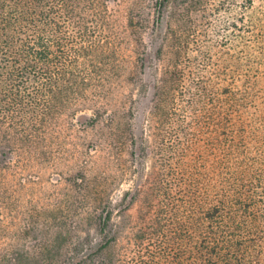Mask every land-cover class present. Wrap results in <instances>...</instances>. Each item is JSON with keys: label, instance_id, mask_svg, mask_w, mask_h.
I'll use <instances>...</instances> for the list:
<instances>
[{"label": "rangeland", "instance_id": "1", "mask_svg": "<svg viewBox=\"0 0 264 264\" xmlns=\"http://www.w3.org/2000/svg\"><path fill=\"white\" fill-rule=\"evenodd\" d=\"M223 1L233 10L242 0ZM184 2L106 0V21L89 19L88 39L66 25L71 45H99L104 55L87 64L68 52L85 91L48 118L35 145L11 154L1 175L0 264H187L189 250L213 236L214 228H189L192 208L178 188L187 166L215 162L210 76L231 53L239 14L219 11V0ZM254 193L259 228H224L219 241L264 264V192ZM103 210L112 212L105 237Z\"/></svg>", "mask_w": 264, "mask_h": 264}, {"label": "trees", "instance_id": "2", "mask_svg": "<svg viewBox=\"0 0 264 264\" xmlns=\"http://www.w3.org/2000/svg\"><path fill=\"white\" fill-rule=\"evenodd\" d=\"M95 1L98 7L90 0H0V197L6 194L1 175L9 168L11 154L35 145L32 136L46 129L48 118L67 107L76 90L85 91L78 65L68 64V52L74 50L88 59L87 64L104 55L99 45H71L66 34V25L73 22L88 39L89 19L106 21V0ZM203 1L184 3L196 9ZM219 2V11L233 16L237 11L239 16L232 22L231 53L219 58L220 72L210 76L215 82L209 85L216 87V97H209L210 118L218 123L215 162L200 169L195 162L187 166L178 188L192 208L189 228L214 230L212 237L205 236L207 243L201 240L189 250L187 264L254 263L244 247L219 239H224V228H259L254 191L264 192V0L237 1L233 10ZM40 83L46 96L43 105L36 101ZM166 91L167 86L157 88L155 101L160 102ZM28 115L39 122L29 124ZM111 219L110 210L101 212L103 237L102 227ZM112 240L102 242L101 248Z\"/></svg>", "mask_w": 264, "mask_h": 264}]
</instances>
